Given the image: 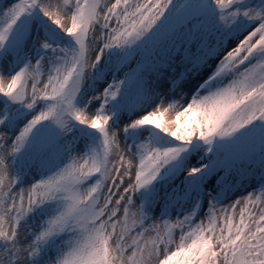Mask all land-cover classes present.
I'll list each match as a JSON object with an SVG mask.
<instances>
[{
  "label": "snow or ice",
  "instance_id": "obj_1",
  "mask_svg": "<svg viewBox=\"0 0 264 264\" xmlns=\"http://www.w3.org/2000/svg\"><path fill=\"white\" fill-rule=\"evenodd\" d=\"M0 264H264V0H0Z\"/></svg>",
  "mask_w": 264,
  "mask_h": 264
}]
</instances>
